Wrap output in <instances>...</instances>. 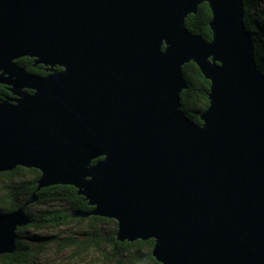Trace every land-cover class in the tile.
<instances>
[{"label": "water", "instance_id": "obj_1", "mask_svg": "<svg viewBox=\"0 0 264 264\" xmlns=\"http://www.w3.org/2000/svg\"><path fill=\"white\" fill-rule=\"evenodd\" d=\"M204 3L211 41L186 27ZM191 62L211 82L202 125L183 111ZM0 84L16 97L0 101V173L75 187L93 210L74 216L155 240L161 264H264V74L244 0H0ZM36 201L0 215V255Z\"/></svg>", "mask_w": 264, "mask_h": 264}, {"label": "trees", "instance_id": "obj_2", "mask_svg": "<svg viewBox=\"0 0 264 264\" xmlns=\"http://www.w3.org/2000/svg\"><path fill=\"white\" fill-rule=\"evenodd\" d=\"M244 10L258 68L264 74V0H244ZM211 20V9L204 3L197 14L186 19V27L211 41ZM17 62L29 73L45 74V68L35 66L32 58ZM183 74L187 82L181 94L183 111L202 125L201 114L209 108L211 82L193 62L183 67ZM41 175L39 170L22 167L0 173V215L25 206L34 194L37 196V201L26 207L31 223L17 230L15 253L0 255V264H161L153 256L155 240L120 242L117 221L74 216L76 212L88 213L93 207L73 186L38 191Z\"/></svg>", "mask_w": 264, "mask_h": 264}, {"label": "flooded vegetation", "instance_id": "obj_3", "mask_svg": "<svg viewBox=\"0 0 264 264\" xmlns=\"http://www.w3.org/2000/svg\"><path fill=\"white\" fill-rule=\"evenodd\" d=\"M19 61V60H18ZM18 63V62H17ZM20 65V64H19ZM21 66V65H20ZM35 66H41V65H36ZM44 68H45V74H41L40 76H46L48 75L50 72H51V69L50 67H46L44 65H42ZM22 67V66H21ZM24 68V67H23ZM25 69V68H24ZM26 70V69H25ZM62 70V69H61ZM59 70V71H61ZM55 72H59L57 70V68L54 69ZM27 73H29L27 70H26ZM32 74V73H30ZM34 74V73H33ZM35 75H39V74H35ZM27 92H32L30 90H27ZM16 97L12 94V92L10 91L9 87H7L6 85H2L0 84V101H3V100H12V99H15Z\"/></svg>", "mask_w": 264, "mask_h": 264}]
</instances>
